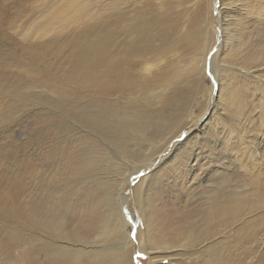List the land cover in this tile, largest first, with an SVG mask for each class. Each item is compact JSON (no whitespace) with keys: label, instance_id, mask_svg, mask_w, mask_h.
Listing matches in <instances>:
<instances>
[{"label":"rangeland","instance_id":"1","mask_svg":"<svg viewBox=\"0 0 264 264\" xmlns=\"http://www.w3.org/2000/svg\"><path fill=\"white\" fill-rule=\"evenodd\" d=\"M133 26L148 36L147 62L117 64L113 46L72 74L81 46L130 42ZM123 70L130 86H118ZM164 94L165 106L146 100ZM83 110L154 130L176 121L153 138L118 126L113 140L77 118ZM217 194L245 211L207 216ZM119 210L137 237L134 264H156V251L173 264L161 246L192 223L198 249L231 239L225 264H264V0H0V264H95L86 251L116 246L104 231ZM191 249L177 251L185 264Z\"/></svg>","mask_w":264,"mask_h":264},{"label":"bare ground","instance_id":"2","mask_svg":"<svg viewBox=\"0 0 264 264\" xmlns=\"http://www.w3.org/2000/svg\"><path fill=\"white\" fill-rule=\"evenodd\" d=\"M249 11V10H248ZM250 13V12H249ZM254 14V13H253ZM133 31H137V36L135 39L131 40L130 42L127 41H120L114 40V43L109 42L108 36H102L96 44H87L83 45L79 48L77 56L75 57L73 63H72V74L77 71H82L89 69L94 63H97L100 61V59H103L106 57L105 55L111 53L114 54L113 46H115V50L118 52L119 57L115 59L114 61L119 64L122 60H133V59H144L146 62V57L153 53V50L150 47V43L148 41V36H146V33L144 31H140L136 27H131L130 29ZM112 49V51H111ZM155 49V48H154ZM156 52V51H155ZM157 55L154 56V59L157 60ZM150 59V58H149ZM159 59V58H158ZM151 61V60H150ZM152 67V66H151ZM149 63L144 67L146 70L145 72L149 74L150 68ZM225 69V68H224ZM93 82L96 83V86L100 90H106L110 86L109 83L106 82V80L101 76H95L93 78ZM119 87H125L130 86V80L128 77V72L126 70H123L120 74L119 78ZM165 94L164 96L161 95L160 97H152V98H146L149 100L157 101V104L160 103L165 106ZM164 100V101H163ZM163 103H162V102ZM163 109H161V112ZM119 115V113H117ZM145 114V113H144ZM79 119H83V122H86L87 125H90L91 129H93L95 132L99 133L100 135L111 138L113 140L119 138L118 134V126H123L125 128H133L134 133H143L147 134L149 137H155V136H162L165 135L168 130L174 126V122L176 120H173L172 118H168L165 124H162L159 128L153 129L152 127V120H141L140 117H138L139 122L132 123L130 121L120 120L116 122V124H112L108 121V116H99L98 113H94V111H88L83 110L76 114ZM123 118L126 117V114L120 115ZM144 117V116H143ZM160 118H166L163 114L160 115ZM132 134V133H131ZM135 135V134H134ZM135 137V136H134ZM147 137V136H146ZM122 154L127 153V143L124 142L121 148L119 149ZM168 159V158H167ZM167 159H162V163H164ZM149 169V168H147ZM135 174L131 173L123 182L124 184L126 182H129V179ZM138 186L137 192H136V198L138 200V204L140 207V210L143 213L145 222L148 226L150 224V214H149V207L150 203L147 198V192H144L141 190ZM121 190L119 189V192ZM119 207H122V204L120 202V199L118 200ZM125 208V207H124ZM246 206H244L239 200L233 199L231 197H227L223 200L219 198V195H214V198L209 203V210L207 212V216H221L222 218L227 216L229 212L234 213L235 215H239L243 211H245ZM114 219L112 223L107 226L106 231H104V237L105 238H112L113 235L115 236L116 233H118V239L119 241L116 243V246H108L104 245L102 247H92L91 250L86 251L87 258H90L95 264H134L133 262H129L126 257L128 250L130 251L133 247V243L135 240L131 238L130 233L127 231V224H128V216L125 212V210H119V213H113ZM177 234H176V240L179 241L175 245L171 244H164L161 246L163 248V253L167 254L166 256L172 258L173 264H185L183 259L181 257H184L177 253V251H180L181 248L189 247L191 246V250H189L184 255H187L191 260H189V264H225L226 258H227V252L230 247V240L225 241L223 240H217V242L212 243L211 245H207L205 249L200 250L197 248L196 243L194 242V239L198 237L197 232V225L189 224L182 228V226L179 228L177 227ZM148 230V229H147ZM250 230L252 233L256 232L254 229H250L245 227L244 231ZM242 231V230H241ZM185 235H188V239L184 241L183 246L182 243V236L186 237ZM254 234H251L247 240V243H252L255 241V238L253 237ZM74 239L71 238L72 241L78 242L79 235H74ZM115 239H117L115 237ZM258 240V238H257ZM147 241L148 246H155L154 240L150 238V236L147 234ZM181 242V243H180ZM92 243L93 242H89ZM147 247H141V250L146 251ZM160 246H156L155 249H159ZM175 250V251H174ZM57 249L53 250L54 255L57 253ZM259 251V250H258ZM190 252V253H189ZM152 255V261L151 263L155 262L156 264H160L159 259L156 258L157 253L156 252H150ZM162 253V251H161ZM200 258V259H199ZM188 260V259H187ZM187 264V263H186Z\"/></svg>","mask_w":264,"mask_h":264},{"label":"snow or ice","instance_id":"3","mask_svg":"<svg viewBox=\"0 0 264 264\" xmlns=\"http://www.w3.org/2000/svg\"><path fill=\"white\" fill-rule=\"evenodd\" d=\"M133 239L135 240V239H137V237L135 235H133Z\"/></svg>","mask_w":264,"mask_h":264}]
</instances>
